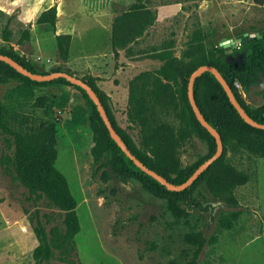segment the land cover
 Segmentation results:
<instances>
[{"label":"rangeland","instance_id":"obj_1","mask_svg":"<svg viewBox=\"0 0 264 264\" xmlns=\"http://www.w3.org/2000/svg\"><path fill=\"white\" fill-rule=\"evenodd\" d=\"M139 4L155 11L157 19L130 53L124 49L115 57L110 29L112 32L116 19ZM53 6L62 22L89 17L88 23L76 31L71 45L72 51L81 50L87 55L79 60L81 68L78 64L76 71H71L78 78L90 79L103 92L116 125L132 139L138 152L142 151L144 131L128 114L129 86L138 76L163 66L164 62L150 59L151 54L162 52L164 47L170 56L188 63L185 52L196 30L205 34L208 49L245 33L264 31V7L254 5L252 0H0V48L13 51L40 74L50 73L59 65L55 31L37 24L39 15ZM101 13L107 14V29L100 33L93 18ZM6 32L10 41L5 40ZM26 32L30 33L29 40L25 39ZM83 41L85 45L81 46ZM227 61L241 67L245 63L241 58L229 57ZM62 64L67 66L66 62ZM254 74L253 84L245 86L239 80L237 89L252 113L264 103V58L263 67ZM17 85L18 81L0 85V101L8 108L10 126L18 131L30 132L46 118V111L35 107L37 97L48 96L55 101L54 107L47 110L48 119L54 120L58 129L56 166L67 177L77 200L81 222V232L76 237L79 262L190 264L197 247L191 246L187 237L201 234L206 245L197 264H264V157L234 142L223 145L225 162L249 176V182L233 192L235 207L210 191L206 177L198 178L189 191L157 195L135 176L118 175L110 167L98 170L100 164L92 155V107L81 92L49 83L35 86L36 97L19 98L13 93ZM202 93L199 86V101ZM176 108H156L154 118L180 131ZM213 146L203 131L193 134L179 148L180 172L191 171L207 160ZM4 150L0 133V264H35V213L39 211L47 232L62 226L64 214L50 207L45 199L38 204L29 199L28 191L2 165ZM170 179L176 182L179 176ZM233 214H238L233 220L234 230H225L221 222L232 219Z\"/></svg>","mask_w":264,"mask_h":264},{"label":"trees","instance_id":"obj_2","mask_svg":"<svg viewBox=\"0 0 264 264\" xmlns=\"http://www.w3.org/2000/svg\"><path fill=\"white\" fill-rule=\"evenodd\" d=\"M156 19V12L144 4L132 7L116 19L111 34L114 56L119 57L120 51L124 49L130 53L131 47L144 36L146 30L155 23ZM56 23L57 8L55 6L45 10L37 18L39 26H49L54 31ZM24 36L26 40H29L30 33L26 32ZM4 37L6 41H10L9 33L6 32ZM55 40L60 59L67 61L72 36L57 35ZM205 40V34L201 30H196L185 52V57L189 60L188 63L170 56L168 49L163 47L162 52L149 56L152 60L164 62L163 66L154 73L138 76L130 83L128 114L134 121L139 122L143 128L144 138L141 142V152L134 148L132 139L124 136L116 125L104 103L103 92L98 90L89 81L90 79H82L92 87L100 98L114 129L122 138L128 150L147 168L176 186L187 182L197 169L212 158L217 151L215 138L196 117L188 97L189 81L197 69L207 65L216 68L230 86L237 102L244 111L255 122L264 125V103L256 113L250 112L238 95V88L235 86L236 82L240 84L239 80L245 86L255 82L256 75L254 71L263 67L264 37L242 43L229 55L226 54L224 49L220 48V45L208 49ZM0 54L12 58L30 72L40 74L35 68L25 64L13 51L2 47L0 48ZM229 57L243 59L244 66L241 67L236 62H228ZM58 72H67L75 76V73L67 69L64 64L52 68L50 73L47 74ZM12 81L19 82V85L13 91L19 98L36 97V85L58 83L77 89L92 107L90 118V128L94 135L92 155L95 162L100 164L98 170L103 167H110L118 175L139 178L145 183L147 189L157 195L171 194L165 186L137 167L122 151L111 137L96 105L84 89L72 85L64 78L37 82L20 74L8 63L0 61V85H6ZM199 86L203 88L201 101L198 100L197 96ZM147 97H149V100ZM194 99L205 120L221 136L223 145L234 142L251 154L264 157V130L252 127L243 119L232 105L222 84L212 72L206 71L196 79ZM54 105V99L48 96L37 97L35 107L45 110L46 118L42 119L39 125L30 132L24 133L10 126L8 108L0 101V133L5 146L2 165L28 191L29 199L33 200L34 204H38L45 199L50 207L59 209L64 214L62 226H54L50 232H47L45 225L39 219V211L35 213L37 225L34 232L38 240V246L33 255L35 264H55L56 262L82 264L79 262L76 249V237L81 232V223L77 213V200L72 193L67 177L56 166L59 158L58 129L56 122L48 119L50 115L47 112ZM159 107H178L176 109H179L178 118L182 128L180 131L170 123L154 118L155 109ZM200 130L212 140L214 144L212 153L207 160L198 164L193 170L180 172L179 148ZM173 175H178L179 180L176 182L171 181L170 178ZM200 177H206L210 191L215 196L224 198L228 205L232 207L237 206V200L233 196L234 190L245 186L249 182V176L226 163L223 155L209 166ZM195 181L182 192L189 191ZM237 218L238 214H233L232 219L224 218L221 222L222 227L225 230H234L233 220H237ZM187 242L191 246L197 247L194 258L190 263L197 264L196 260L204 249L206 241L201 234H191L187 237Z\"/></svg>","mask_w":264,"mask_h":264},{"label":"water","instance_id":"obj_3","mask_svg":"<svg viewBox=\"0 0 264 264\" xmlns=\"http://www.w3.org/2000/svg\"><path fill=\"white\" fill-rule=\"evenodd\" d=\"M253 4L259 7H264V0H252ZM264 37V31L257 32V33H245L241 36H239L236 39H230L223 41L220 44V48L224 49L226 54L229 55L233 52L234 49L238 48L239 45L242 43L249 42L250 40H256V39H262ZM0 61H4L8 63L11 67H13L17 72L20 74L30 78L31 80L37 81V82H47V81H54L59 78H64L68 82H70L72 85H76L84 89L90 99L93 101V103L96 105L98 112L100 113L103 122L105 126L107 127L111 137L113 140L118 144V146L122 149V151L134 162V164L139 167L144 173L148 174L149 176L153 177L155 180H157L160 184L165 186L170 192H182L185 189H187L195 180L199 178V176L209 167L211 166L217 159H219L223 154V142L221 139V136L208 124V122L205 120L203 115L201 114L196 101L194 99V83L196 79L203 74L206 71L212 72L218 81L222 84L223 88L225 89L232 105L237 109V111L240 113V115L243 117V119L252 127L264 130L263 124H258L255 122L250 116L244 111V109L239 105L237 102L230 86L226 83V81L223 79L221 74L218 72L216 68L213 66H202L199 69H197L191 76L189 81V87H188V97L191 103V106L193 108V111L202 124V126L215 138L217 143V151L216 154L208 159L206 162H204L197 171L189 178L187 182L180 186H176L170 182H168L165 178L158 175L154 171L147 168L144 164H142L129 150L126 144L123 142L122 138L119 136V134L114 129L108 114L106 110L103 107V104L100 100V98L96 95L95 91L92 89L90 85H88L86 82H84L82 79L70 75L67 72H58V73H52V74H36L28 71L23 66L18 64L16 61H14L12 58L1 55L0 54ZM65 63V60L60 59V63Z\"/></svg>","mask_w":264,"mask_h":264},{"label":"crops","instance_id":"obj_4","mask_svg":"<svg viewBox=\"0 0 264 264\" xmlns=\"http://www.w3.org/2000/svg\"><path fill=\"white\" fill-rule=\"evenodd\" d=\"M105 15H107V14L101 13V14H98L97 16H95L93 18L94 19L93 21L95 22V24L98 25V27H100V29H98V31L100 33L102 32L103 29H107L104 26L105 17H107ZM88 19H89V17L88 18H72V19H68V21H66V22H62V21H59L58 14H57V23H56V29H55V36H57V35H71L72 36V43H71V45H73V40L75 39L76 31L78 30L79 27L83 26L85 23H88L87 22ZM61 26H62V30L60 29ZM111 34H112V32H111V29H110V34H109L110 43H111ZM141 39H142V37L139 40H141ZM84 43H85L84 41L81 42V46L82 45H85ZM111 47H112V43H111ZM111 50H112V48H111ZM86 55L87 54H85L84 51L76 50L74 52L70 48V54H69V57L70 58H68V60L65 61L66 62V65H67L66 66L67 69H70L72 71H76L75 70V66L78 65V64L80 65V68H81V66L83 65V63H80L79 60L83 56H86ZM82 60L84 61V63H86L85 62V59H82ZM82 60H81V62H83ZM49 61H51V60H49ZM57 61H58V64H59L60 63V57L57 59ZM60 85H62L63 87H70V86H66V85H63V84H60Z\"/></svg>","mask_w":264,"mask_h":264},{"label":"built area","instance_id":"obj_5","mask_svg":"<svg viewBox=\"0 0 264 264\" xmlns=\"http://www.w3.org/2000/svg\"><path fill=\"white\" fill-rule=\"evenodd\" d=\"M236 88H240V84L238 82L235 83Z\"/></svg>","mask_w":264,"mask_h":264},{"label":"clouds","instance_id":"obj_6","mask_svg":"<svg viewBox=\"0 0 264 264\" xmlns=\"http://www.w3.org/2000/svg\"><path fill=\"white\" fill-rule=\"evenodd\" d=\"M42 2V0H41ZM14 3H19V0H14ZM0 10H3V9H0Z\"/></svg>","mask_w":264,"mask_h":264}]
</instances>
